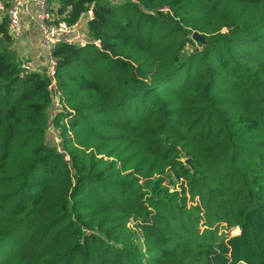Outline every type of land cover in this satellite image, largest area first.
<instances>
[{
	"label": "trees",
	"instance_id": "1",
	"mask_svg": "<svg viewBox=\"0 0 264 264\" xmlns=\"http://www.w3.org/2000/svg\"><path fill=\"white\" fill-rule=\"evenodd\" d=\"M49 1L91 42L52 116L1 18L0 264H264V0Z\"/></svg>",
	"mask_w": 264,
	"mask_h": 264
},
{
	"label": "built area",
	"instance_id": "2",
	"mask_svg": "<svg viewBox=\"0 0 264 264\" xmlns=\"http://www.w3.org/2000/svg\"><path fill=\"white\" fill-rule=\"evenodd\" d=\"M93 16V10L89 9L74 24L64 20L54 22L52 3L49 0H0V19L3 17L8 19L10 34L15 41L27 34L30 25L35 26L40 33V45L45 60L42 63L39 56L24 59L20 64V78L24 79L36 71H42L50 78L52 82L50 89L54 95L52 116L61 111L64 105L62 93L55 85L58 59L54 52L60 45L84 47L90 43L91 39L86 31L88 27L85 26ZM94 43L100 45V41ZM50 129L56 130L53 123ZM59 150L63 152L61 147Z\"/></svg>",
	"mask_w": 264,
	"mask_h": 264
},
{
	"label": "crops",
	"instance_id": "3",
	"mask_svg": "<svg viewBox=\"0 0 264 264\" xmlns=\"http://www.w3.org/2000/svg\"><path fill=\"white\" fill-rule=\"evenodd\" d=\"M86 27H88V24L85 26V28ZM86 31H88V29H86ZM25 36L27 38V44L20 43L21 45H23V47L28 49V54L30 56L26 55L25 58H35L39 56L40 59H42V63H43V61L45 60V55L41 50V45H40L41 37L38 29L35 26L30 25L28 28V32Z\"/></svg>",
	"mask_w": 264,
	"mask_h": 264
},
{
	"label": "rangeland",
	"instance_id": "4",
	"mask_svg": "<svg viewBox=\"0 0 264 264\" xmlns=\"http://www.w3.org/2000/svg\"><path fill=\"white\" fill-rule=\"evenodd\" d=\"M115 1L121 2L122 0H115ZM20 43L21 44H27L26 36H23L21 39L16 40L15 42H13L11 44V49L15 52L16 57L22 62L24 59H26L25 58L26 55H28V56H30V55L28 54V49L23 47V45H21ZM50 131L52 133V140L54 142L61 141V134H60V130L59 129H56V130H53V131L50 129ZM229 233L232 236H235V235H239L241 233V231L237 228V229H234V230L230 231Z\"/></svg>",
	"mask_w": 264,
	"mask_h": 264
},
{
	"label": "water",
	"instance_id": "5",
	"mask_svg": "<svg viewBox=\"0 0 264 264\" xmlns=\"http://www.w3.org/2000/svg\"><path fill=\"white\" fill-rule=\"evenodd\" d=\"M192 38L194 39V40H196V41H199V42H201L203 45L204 44H206V42H205V40H204V37L201 35V34H199L198 32H193V34H192Z\"/></svg>",
	"mask_w": 264,
	"mask_h": 264
}]
</instances>
